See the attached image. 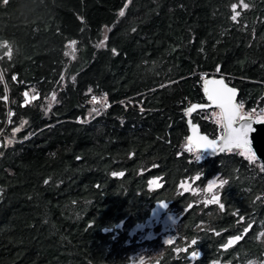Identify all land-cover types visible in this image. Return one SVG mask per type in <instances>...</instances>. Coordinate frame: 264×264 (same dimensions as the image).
Masks as SVG:
<instances>
[{"label": "trees", "instance_id": "1", "mask_svg": "<svg viewBox=\"0 0 264 264\" xmlns=\"http://www.w3.org/2000/svg\"><path fill=\"white\" fill-rule=\"evenodd\" d=\"M214 76L264 108V0H0V264H131L159 199L179 220L157 264L260 263L259 161L187 143ZM211 112L190 119L217 139Z\"/></svg>", "mask_w": 264, "mask_h": 264}, {"label": "water", "instance_id": "2", "mask_svg": "<svg viewBox=\"0 0 264 264\" xmlns=\"http://www.w3.org/2000/svg\"><path fill=\"white\" fill-rule=\"evenodd\" d=\"M215 81H223V85L219 83H214ZM230 88L234 91V95L232 96V102L238 106V91L235 87L228 85L226 79L222 76H214L208 77L204 79L203 82V93L205 98V103L201 104H192L185 113L189 116L187 120L188 126V137L187 143L193 147L195 151L206 153L211 156H218L222 153L233 151V150H244L243 148H237L230 143H226L225 134L228 133L229 136L233 135L232 128L226 127L227 119H225L223 124V134L221 137L217 139H211L205 134L201 132L199 129V125L197 123H193L190 119V116L194 115L200 111H210V110H219L221 109L217 106V102L214 100H209V95L216 96L217 93L222 92L223 88ZM195 106V107H193ZM189 109H193L189 112ZM241 111V110H240ZM240 116V114H239ZM250 120L252 122L253 131L249 134L250 135V143L253 149V152L256 154V160L259 161L262 168V173L264 175V122H257L253 118H243L238 119L237 123L232 127H237L239 124L245 123V121ZM205 138L202 140L201 138ZM206 141H215V144L212 147H209ZM213 196L210 198L211 201L213 200ZM217 198V197H216ZM163 205V207H162ZM172 203L165 200H160L155 202L151 207L147 218L144 221L145 225L153 224L154 226H158L163 218V216L170 210ZM264 264V263H263Z\"/></svg>", "mask_w": 264, "mask_h": 264}, {"label": "rangeland", "instance_id": "3", "mask_svg": "<svg viewBox=\"0 0 264 264\" xmlns=\"http://www.w3.org/2000/svg\"><path fill=\"white\" fill-rule=\"evenodd\" d=\"M73 44H68V49H72ZM240 117L242 118H253L257 122H264V108L256 111L252 114L243 115L240 111ZM211 117L213 120L222 128L223 130V124L220 118V111L219 110H212ZM223 134V132H222ZM222 134H220L218 137H221ZM6 137V135H5ZM7 141H12V137L8 136L6 137ZM242 151L241 154L244 152ZM245 157H247V153L243 154ZM261 165V164H260ZM150 184V187H156L159 183L157 180L152 181ZM215 184L213 182H210L206 188V202H209L210 197L217 196L218 193L215 191ZM214 204H219L218 201L213 202ZM179 220V213L175 210H169L162 218L160 224L155 228L153 225L145 226L144 228H139L140 231H138L139 240L144 241L142 245H138L133 249V251L130 252V256L132 258L131 264H157L158 260L161 256V253L164 252V249L168 247L169 244L172 243L173 239L176 237V228L177 223ZM153 240L156 241L157 245H153ZM145 242H151L149 244ZM237 242V238H230L225 243L224 248H229L233 246ZM175 243V241H174ZM174 253H178L179 250L178 246H173ZM184 248V247H183ZM194 256L192 253H189L188 256L183 257V263L182 264H190V260H193ZM264 263V254L262 255V260L259 262L257 261H245L243 264H263Z\"/></svg>", "mask_w": 264, "mask_h": 264}, {"label": "snow or ice", "instance_id": "4", "mask_svg": "<svg viewBox=\"0 0 264 264\" xmlns=\"http://www.w3.org/2000/svg\"><path fill=\"white\" fill-rule=\"evenodd\" d=\"M5 3H7V0H5ZM244 7H247L245 4ZM236 6L233 5V11L235 12ZM238 15V13H237ZM233 19H236V16H233ZM6 46V45H5ZM10 55V52L8 53ZM214 83H219L223 85V81H215ZM234 95V91L230 88H223L222 92L217 93V95L214 97L212 95H209V100H214L217 102V106L221 109L220 112V118L223 122L225 119H227V125L226 127L232 128L233 135L229 136L228 133L225 134L226 137V143H230L233 146L237 148H243L244 152L242 154L247 153V158L249 161H253L256 159V154L253 152L251 143H250V133L254 130L252 126V122L250 120L245 121L243 124H239L237 127H232L237 123L238 119H243L239 116L240 109L243 108V105H235L232 102V96ZM195 107V106H193ZM193 109H189L188 111L191 112ZM204 140L205 138H201ZM207 145L209 147H212L215 144V141H206ZM223 183V182H222ZM216 197H213L212 202L216 201ZM163 207V205H162ZM221 208L223 209V205H221ZM196 243L195 240L192 241V244L194 245ZM193 256L196 255V253L192 254Z\"/></svg>", "mask_w": 264, "mask_h": 264}, {"label": "built area", "instance_id": "5", "mask_svg": "<svg viewBox=\"0 0 264 264\" xmlns=\"http://www.w3.org/2000/svg\"><path fill=\"white\" fill-rule=\"evenodd\" d=\"M4 136V131H2L1 133H0V137H3Z\"/></svg>", "mask_w": 264, "mask_h": 264}]
</instances>
